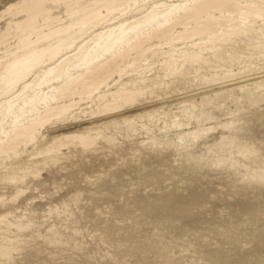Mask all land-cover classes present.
Masks as SVG:
<instances>
[{"label":"rangeland","instance_id":"1","mask_svg":"<svg viewBox=\"0 0 264 264\" xmlns=\"http://www.w3.org/2000/svg\"><path fill=\"white\" fill-rule=\"evenodd\" d=\"M20 2L0 0V34L8 21L22 19L7 12ZM197 9V21L124 45L78 85L90 89L111 77L109 90L100 89L106 93L129 83L142 92L131 105L91 117L81 111L91 104L85 99L80 110L46 125L36 138L44 145L59 134L97 129L103 133L91 149L71 147L57 158L36 159L47 160L45 174H26L20 194L0 169V243L17 250L0 258L2 264H264V22L250 19L245 33L204 51L195 63H180L179 75L164 77L165 56L159 55L183 42L163 43L203 25L201 4ZM10 38L0 42V57L15 50ZM155 45L162 47L152 59L144 51ZM139 63L151 73L138 77ZM101 69L106 71L99 76ZM227 73L231 77L223 78ZM141 80L147 82L135 84ZM190 103L193 117L202 115L197 120L182 113ZM174 118L181 131L172 129ZM191 132L198 136L186 135ZM18 151L16 159H0V166L32 167L36 147Z\"/></svg>","mask_w":264,"mask_h":264},{"label":"bare ground","instance_id":"2","mask_svg":"<svg viewBox=\"0 0 264 264\" xmlns=\"http://www.w3.org/2000/svg\"><path fill=\"white\" fill-rule=\"evenodd\" d=\"M169 3L166 0H21L16 10L12 5L8 7L7 12L11 13L12 17L19 14H23V17L21 20L8 21L0 34L1 43H6L12 35V39L16 40L15 50L5 51L4 56L0 57L2 162L16 159L21 145L24 148L29 145L36 147L37 152L31 155L35 160L48 154L51 159L57 158L61 151L69 152L71 147L91 149L97 136L103 133L97 129L54 135L55 137L44 145H39L36 138L46 125L64 122L72 111L80 110V105L85 99L90 100L91 104L81 111L91 117L105 116L119 111L123 106L131 105L134 98L142 92L129 88V83H123L116 87L115 91L106 93L100 89L106 87L107 91L109 90L111 77L99 81L90 89L84 83L81 87L78 85L85 75L92 74L94 64L107 60L109 55H120L124 45L131 47L139 37L150 41L170 25H185L187 21H197L202 14L197 9L198 4H201L205 14L203 18L207 21L203 25L195 24L187 37L179 34L163 43L172 46L183 42L182 47H172L168 52L159 55L165 56L161 65L167 68L168 73L164 77L179 75L182 72L180 63H195L202 58L204 51L215 52L219 44L223 45L231 41L232 36L245 33L251 27L250 19H261L264 22V5L261 2L249 1L240 4L228 0H175L174 3ZM57 8L62 11L61 15L54 13ZM212 11L227 14V19L214 17ZM116 12H120L118 18L114 16ZM187 40H190L191 44L188 46L192 50L188 49ZM161 47H148L144 54L151 52L154 59V52ZM146 61V58H143L141 62ZM106 63L102 67L106 66ZM106 69H101L97 75L104 74ZM148 72L151 73L148 65L141 63L135 73L138 77H143L142 74ZM224 77H231L230 73ZM145 82L147 80L135 84ZM118 84L116 82L113 85ZM48 87L50 89H46ZM74 97L79 100L74 101ZM189 107L195 108L190 103L182 113L190 119L197 120L202 116L200 114L194 118ZM170 125L175 132L181 131L182 125L176 118L170 121ZM186 135L198 136L195 132ZM184 136L183 132L179 133V141H182ZM46 166L47 160L43 159L36 160L30 168L6 166L2 163L0 169L4 170L6 180L19 190L24 184L26 174L41 177L45 174ZM18 192L21 193L20 190ZM76 197L73 196L71 200L75 201ZM8 242L12 243V240ZM6 246L0 243V258H10L13 252L17 251Z\"/></svg>","mask_w":264,"mask_h":264}]
</instances>
